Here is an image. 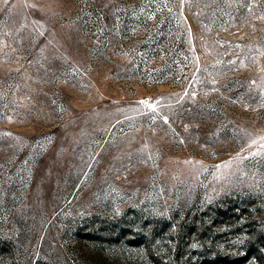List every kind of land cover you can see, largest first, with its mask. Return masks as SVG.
I'll return each mask as SVG.
<instances>
[{
	"label": "rangeland",
	"instance_id": "1",
	"mask_svg": "<svg viewBox=\"0 0 264 264\" xmlns=\"http://www.w3.org/2000/svg\"><path fill=\"white\" fill-rule=\"evenodd\" d=\"M0 264H264V0H0Z\"/></svg>",
	"mask_w": 264,
	"mask_h": 264
},
{
	"label": "snow or ice",
	"instance_id": "2",
	"mask_svg": "<svg viewBox=\"0 0 264 264\" xmlns=\"http://www.w3.org/2000/svg\"><path fill=\"white\" fill-rule=\"evenodd\" d=\"M143 103V102H142Z\"/></svg>",
	"mask_w": 264,
	"mask_h": 264
}]
</instances>
